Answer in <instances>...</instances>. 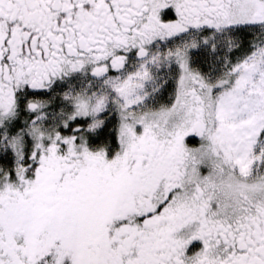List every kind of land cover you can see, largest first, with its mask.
Returning a JSON list of instances; mask_svg holds the SVG:
<instances>
[{
    "label": "snow or ice",
    "instance_id": "6c2138e0",
    "mask_svg": "<svg viewBox=\"0 0 264 264\" xmlns=\"http://www.w3.org/2000/svg\"><path fill=\"white\" fill-rule=\"evenodd\" d=\"M0 264H264V0H0Z\"/></svg>",
    "mask_w": 264,
    "mask_h": 264
}]
</instances>
